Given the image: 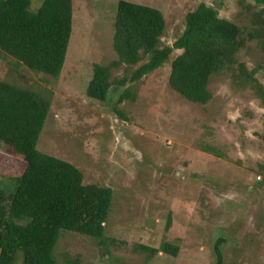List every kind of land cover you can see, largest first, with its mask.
Here are the masks:
<instances>
[{
	"label": "rangeland",
	"instance_id": "374dc122",
	"mask_svg": "<svg viewBox=\"0 0 264 264\" xmlns=\"http://www.w3.org/2000/svg\"><path fill=\"white\" fill-rule=\"evenodd\" d=\"M118 0H72V28L60 75L30 70L0 53V80L52 92L37 148L71 162L84 183L112 189L105 240L62 230L59 262L80 264H264V51L247 38L253 0H128L159 9L165 20L160 47L172 46L185 16L204 2L239 26L244 43L230 68L210 77L207 103H194L168 85L173 57L130 83L137 65L111 70L106 101L86 95L93 64L108 65ZM42 0H31L35 10ZM258 68L256 82L232 74ZM254 85V86H253ZM130 86L134 99L118 101ZM25 162L0 142V175L20 174ZM169 242L176 255L150 253Z\"/></svg>",
	"mask_w": 264,
	"mask_h": 264
},
{
	"label": "trees",
	"instance_id": "16d2710c",
	"mask_svg": "<svg viewBox=\"0 0 264 264\" xmlns=\"http://www.w3.org/2000/svg\"><path fill=\"white\" fill-rule=\"evenodd\" d=\"M255 27L247 38L256 39L264 51V0H253ZM31 0H0V53L17 65L57 78L63 68L72 28V0H42L30 8ZM162 12L148 5L118 0L113 16L112 47L117 56L108 65L93 64L86 95L106 101L112 85L111 69L123 64L137 67L130 83L160 68L173 49L182 52L172 58L168 85L194 103H207L210 77L230 68L244 43L239 26L219 17L214 6L204 2L185 16V28L172 46L160 47L164 32ZM264 70V65L261 67ZM232 75L242 83L256 82L258 68L247 71L240 64ZM254 86V85H253ZM264 99L261 86H256ZM125 87L118 96L134 99ZM52 92L37 85L23 86L0 80V142L24 162L14 176L0 175V264H80L76 258L59 262L54 248L61 231L93 237L104 243L105 224L112 203V189L84 183L81 170L69 161L37 148L51 105ZM219 238L215 245L221 264ZM176 255L169 242L159 248Z\"/></svg>",
	"mask_w": 264,
	"mask_h": 264
}]
</instances>
